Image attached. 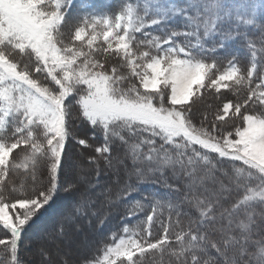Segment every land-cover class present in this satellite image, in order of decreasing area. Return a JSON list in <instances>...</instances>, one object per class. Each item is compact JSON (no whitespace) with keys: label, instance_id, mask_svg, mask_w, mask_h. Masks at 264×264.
Wrapping results in <instances>:
<instances>
[{"label":"snow or ice","instance_id":"obj_1","mask_svg":"<svg viewBox=\"0 0 264 264\" xmlns=\"http://www.w3.org/2000/svg\"><path fill=\"white\" fill-rule=\"evenodd\" d=\"M249 15H256L255 2L120 0L113 7L98 0H0V132L11 133L0 137V246L11 257L6 264H21L17 250L25 232L52 219L39 239L58 251L61 243L69 249L60 264H92L74 260L71 248L86 247L90 232L102 230L121 205L129 216L151 207L141 222L143 235L124 226L97 264H137V257L166 248L175 264H264V211L253 208L264 205V111L250 114L245 107L251 101L264 109V91H257L264 89V56L257 61L251 48L246 75L234 55L215 78L217 64L206 63L227 40L245 36L240 25H256L264 35V19ZM139 48L147 50L137 55ZM111 56L121 64L109 70ZM258 71L259 83L251 88ZM231 83H247L248 98L224 103L213 122L206 125L205 115L197 126L193 104L201 90L219 92ZM233 116L234 132L217 135L215 121ZM86 125L92 135L77 139ZM98 139L102 144L86 161L69 156L73 140L91 149ZM21 145L33 168L46 162L45 179L39 187L34 180L30 190L14 195L13 187L5 194L9 167L20 166L10 156ZM230 171L233 179L225 183L221 177ZM241 189L242 199L232 203V193ZM164 201L181 225L175 248L171 219L153 236ZM39 253L47 258L42 264H51L48 249Z\"/></svg>","mask_w":264,"mask_h":264},{"label":"trees","instance_id":"obj_2","mask_svg":"<svg viewBox=\"0 0 264 264\" xmlns=\"http://www.w3.org/2000/svg\"><path fill=\"white\" fill-rule=\"evenodd\" d=\"M254 1H259L258 3L262 2V5H264V0H236L235 3H238L240 5L245 3L244 5H249L251 2H254ZM125 2H131L133 4H136V3H140L141 0H125ZM103 3H109L113 7H116L120 3V0H103ZM255 19H257V20L264 19V11H262L261 8H259V11L256 12ZM238 31L243 32L245 34V36L244 37L237 36V37L233 38V42H231V44H227L225 42V47L223 49H218L216 56L209 55L206 58V63L217 64V67L212 69L211 74H219L224 68H226L228 59H231L234 55L235 59H236L237 66L241 70V74L246 75L247 69L251 67L252 62H253V58L251 55V48L254 47L256 50V53H257L256 60L257 61H260L261 57L264 56V35H262L260 29L256 25H240L238 27ZM152 34L157 36V35H159V32H153ZM141 38H143V37H141ZM181 40H183V37L178 38V42H180ZM191 43L193 46H196L198 42L195 39H193L191 41ZM101 45H102V41H99L98 47ZM135 50L140 52V51H145L147 49H145V48L140 49L139 48V49H135ZM217 56L221 58L219 61H217ZM108 59L110 61L109 64L114 63V65L118 66V67L121 64L119 57L111 56ZM120 69H126V68H120ZM259 75H260V73L258 71L256 73V78H254V80H253L251 88H255L256 85L259 83V80H258ZM238 88L235 86V83H232L231 87L226 89L223 93L222 92H219V93L214 92L213 93V91L211 92L208 89H206V90L202 89L201 90L202 94L199 96V98H196L194 101V104L196 105V107L193 108L195 110L198 118H199L198 120H201V118L203 120L205 115H207V118H211V115L215 116L220 110H222L223 104L226 102L231 101L233 104H236L238 96H241L242 94H245L243 97H246L247 91L246 90H240V89H239L240 90L239 91ZM258 90L264 91V89H258ZM235 92H238V96H237V94H235ZM200 98H202V100H200ZM205 98H208V99H206V101H203ZM201 102H202V104H201ZM252 112L259 114V112L256 110H252L251 113ZM75 114H76V110L73 109V115H75ZM234 119L235 118L233 116L230 119H225V121H228V124H230L232 122L231 125H234V123H236V122H234ZM206 121L207 120H204V122H206ZM228 124H223L222 127L225 128L224 130L225 131L227 130L228 132L229 131L234 132V130H230L228 128ZM77 127L80 128L81 126L79 124H77ZM82 132L83 133H82L81 137H79V138L77 137V139L90 137L92 135L91 125H86V127L84 129H82ZM10 135H11V133L8 132V133H5L3 135V137H7ZM159 143H160V141H158V144ZM101 144H102V139H98L96 141V143L93 144V148H91V149H85L84 148L83 150H91L92 153H94L95 147H98ZM197 147H199V146H197ZM212 155L215 156L216 154H212ZM86 158H87V156L86 157L84 156L83 160L86 161ZM129 164H131V160H129ZM84 165H85V167L86 166L88 167V164L86 162L84 163ZM239 165H240V162H236V166H239ZM30 166H32V168H30V169L33 170V174H31L32 182L35 180L37 182V184H39V181H41V177L43 176L42 173L45 170V161L44 160H38L35 168H33V164H31ZM222 167H224L226 170L234 168V166L232 164H225V165H222ZM25 173H26V171H23L22 174H18L19 176H22L23 181L28 180L27 174L24 175ZM23 176H25V177H23ZM221 179H223L225 183H228L230 180L233 179L232 171L229 172V176L221 177ZM134 181H135V177H133V182ZM254 183H259V182L254 181ZM14 187H16V186H14ZM160 190L162 192L164 191L163 188H161ZM244 194L245 193H244L243 189H241L237 192H233L232 197H231V202L235 203L236 201L242 199ZM133 198L135 200L139 199L138 196H134ZM253 208L255 209L257 214H259L261 211H264V205H260L259 203H255L253 205ZM105 210L107 211L108 209H105ZM132 211L134 214L129 216L128 213L125 211V206L121 205L120 209H119V215L114 214L109 219V222L105 225V227H108V229H109L106 232V234L101 235V232H100V236L98 238L96 237V239H95V245H94L93 251L88 255H84V256L79 257V260H81L82 258H88L90 261H94L102 253L103 246L108 244L110 239H112L118 235L123 223H125L126 221H129L128 225H129V228L132 229V231H138L141 233V235H143L142 228L144 227V225L141 222L146 219V215L149 212H151L152 209H151V207H148V208L142 210V212L140 214H135L136 213L135 209H133ZM122 216L126 217V219L121 220L120 217H122ZM257 218H259V216ZM169 219H171L172 225H173L172 226V239H173L172 248H175L176 245L174 243V236H175V234H177L180 231L181 225L176 224V219H177L176 218V212H175V210L169 209L168 201H164L162 206L158 207L156 210V219H155V223L153 225V236L158 238L159 235H161L163 233V229H162V227H160V225L162 222L167 223L169 221ZM182 226L186 230V228H187L186 222H182ZM98 231H102V230L94 231L95 234ZM113 233H115V235H113ZM25 237H26V235L24 234L23 239H25ZM3 238H5L4 235L0 234V239H3ZM31 239L35 240L36 247L42 246V244H48L50 246L54 245V244L47 243V242L39 239V235L38 236L36 235V237H33V238L31 237ZM21 242H22V240L20 241V243ZM20 243L18 245V248L20 246ZM170 251H171V249L166 248L163 253H161L158 250H153V251L147 252L143 256L137 257V264H175V258L170 254ZM7 255L8 254H5V253L3 255H0V264L5 263L4 259ZM18 257H19L21 264H33L31 259L25 257V255H24V257H20V256H18ZM10 259H11V257L8 259V261Z\"/></svg>","mask_w":264,"mask_h":264},{"label":"rangeland","instance_id":"obj_3","mask_svg":"<svg viewBox=\"0 0 264 264\" xmlns=\"http://www.w3.org/2000/svg\"><path fill=\"white\" fill-rule=\"evenodd\" d=\"M98 2L103 3V0H99ZM141 2H142V0H141ZM179 2H184V0H179ZM235 2H236V0H224L223 1V3L226 5L227 4H238ZM254 2L256 3V12H258L259 8H261V6H262V2H260V3H258L259 1H254ZM244 4L245 3H243L242 5H244ZM249 18L255 19V16L249 15ZM177 22H179V18H177ZM152 35L155 36L154 34H152ZM231 42H233V39H229L226 41L227 44H231ZM98 43H99V41L97 42V45H96L97 47H98ZM140 49H143V48H140ZM134 51H136V50L134 49ZM140 52L136 51L137 55H139ZM97 58H100V56H97ZM112 66H114V63L108 64L109 70L111 69ZM226 68H227V66H226ZM226 68H224L221 72L226 70ZM120 71L123 73V72H126L127 70L126 69H120ZM215 75H218V74H212L213 78H215ZM136 83H138V82H136ZM235 86L237 88L239 87L238 90L240 89V90H246L247 91L246 97H243L245 94L238 96V92H235V94H237V96H238L237 103L243 104L244 100H246L248 98V93L251 90V88L247 85V83H244L241 85L235 84ZM206 89L210 90L211 92L213 91V93L214 92L217 93V90L215 88H206ZM225 90L226 89L221 88L219 90V92L223 93ZM257 91H262V90L257 89ZM201 94H202V91H201ZM206 99H208V98H205L203 101H206ZM200 100H202V98H200ZM202 102H201V104H202ZM195 107H196V105L193 104V108H195ZM245 107L250 110V114H251L252 110H256L258 112L264 111V109L259 108L257 105H254L251 101L249 102V105H246ZM230 112H234V109L230 108ZM230 118L231 117H225V119H230ZM198 119L199 118L194 120V123H196L197 126H199L202 118H201V120H198ZM214 120H215V116L211 115V118H207V121L204 123L207 125L208 123L210 124ZM234 122L238 123V121H235V119H234ZM215 123L217 124L218 128L220 129V131L217 133V135H222L223 133L228 132L227 130L225 131L224 130L225 128L222 127L223 124H228V121H224V122L215 121ZM231 123L228 124V128L230 130H234V127H233V125H231ZM77 128H79V127H77ZM4 134H5V132H0V137H3ZM81 135H78L77 137L79 138V137H81ZM9 142H11V141L9 140ZM83 149L84 148L82 146L77 145L75 140H73L68 146L69 156L72 159L79 161V160H83L84 156L86 157V156L92 154L91 150H83ZM28 153H29V150L24 148L23 145H21L20 147L15 149L13 151V153L11 154L10 159L13 161L14 164H17L20 166L19 167H12V166L9 167L8 175L5 177V181L3 182L4 187H5L4 189L6 192L5 194H7V191L9 189L13 188L14 186H16V187H14L16 190L18 189L17 192L14 193V195L18 194L19 192H23L26 189L30 190V188L33 184L32 177H31V174H33V170L30 169V168H32V166H30L32 164V161L30 159H27ZM25 165H27V166H25ZM86 168H87V166H86ZM23 171H26V173L24 175L27 174V177H28L27 181H23L22 176L18 175V174H22ZM46 171H47V164L45 162V170L43 171V173H46ZM23 177H25V176H23ZM43 179H45L44 175L41 177V180H43ZM37 186L39 187V184H37ZM133 200H135V199L133 198ZM53 224H54V219L48 220V221L43 222V223H37L36 225H33L32 227H30L25 232L26 237H25V239H22V242L20 243V246L17 250V255L20 257H24V255H25V257L31 259L33 264H42V261H45L47 258H42L40 256L39 250L41 247H44V248L48 249V251L51 253V264H60V262L66 258V257H64L63 253L65 251L69 250L63 243L60 244L61 250L58 251L56 245L50 246L48 244H42V246L36 247L35 240L31 239V237L33 238V237H36V235L37 236L40 235L41 231H43V230H50L52 228ZM128 224H129V221H126L125 223H123L118 235L116 237L110 239L108 244L112 243L113 239L118 240L120 235L123 234V232H122L123 227L127 226L129 228ZM108 230H109L108 227H104L102 229V231H98L96 234L94 231L90 232L89 240H88L86 247L79 246L78 244H73V246L71 248L72 258L74 260H79V257L90 254L94 249L96 237L98 238L100 236V232H101V235L106 234V232ZM129 232L131 233L132 229L129 228ZM76 239L79 240V237H77ZM108 244H106V245H108ZM106 245L103 246L102 253L94 261H92V264H97L98 261L103 259L104 248L106 247ZM4 253L6 254L4 247L0 246V255H3ZM9 258H10L9 255H7L5 257V259H4L5 263L4 264H6V262L8 261Z\"/></svg>","mask_w":264,"mask_h":264}]
</instances>
